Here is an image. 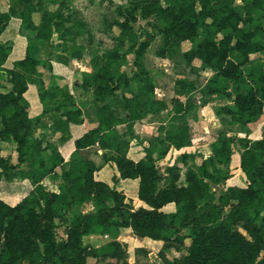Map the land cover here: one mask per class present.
Returning a JSON list of instances; mask_svg holds the SVG:
<instances>
[{
  "label": "trees",
  "instance_id": "1",
  "mask_svg": "<svg viewBox=\"0 0 264 264\" xmlns=\"http://www.w3.org/2000/svg\"><path fill=\"white\" fill-rule=\"evenodd\" d=\"M7 1L6 10L0 5V73L7 74L10 84L8 91L0 90V179H28L33 188L16 205L0 200V264H88L89 247L97 259L113 258L128 264L127 251L118 240L120 229L126 226L133 227L138 236L168 242L183 240L188 230V253L170 258V244H164L159 252L164 264H255L261 245L237 225L251 220L253 214L264 225V136L256 140L238 137L246 185L228 182L229 171L220 177L215 174L219 169L216 165H228L234 153L231 142L235 136L225 133L214 143L213 155L200 163L192 152L180 155L187 164L184 184H179L181 167L177 163L165 167L164 177L158 165L169 149H182L193 142L188 115L198 106L193 95L197 87L186 76L175 80V95L170 101L169 120L177 126L158 127L164 133L156 138L162 145L158 150L146 146L145 155L134 160L128 156L131 139L126 135L135 137L137 122L169 108L167 100L156 97V79L142 62L149 41L137 46L131 24L139 10L143 16L154 15L158 20L163 36L157 51L160 57L179 52L189 66L199 63L214 70L206 92L224 95L233 103L217 113L230 115L242 127L239 131L256 122L264 112V0H242L241 4L237 0H147L144 4L128 0L125 6L118 4L116 10L123 18L108 23L110 29H119L114 45L91 58L93 70L84 74L89 80L76 84L84 89L93 87L96 124L75 139V150L68 160L56 143L36 131L50 129L67 140L71 125L84 121L83 106L68 84L41 85L38 95L43 109L31 117L25 93L38 81L39 54L45 44L59 50L60 63L83 57L85 46L76 43L74 25L67 24L64 12L69 0ZM36 13L40 14L38 22L34 20ZM15 17L21 20L20 32L27 33H21L27 38L25 55L6 67L13 43L3 41L1 35ZM186 42L191 46L182 49ZM130 54H135L139 67L133 76L119 67ZM247 63L254 67L246 76L243 67ZM113 102L122 113L114 109ZM122 125L125 134L118 128ZM7 141L16 143V163L1 154V143ZM93 146L111 152L105 160L118 164L122 178L139 179L138 197L149 207L131 208L123 193L96 178L102 166L85 153ZM48 177L60 181L59 191L45 187ZM211 183L222 184L220 191ZM110 199L113 205L108 203ZM86 202L94 203V211L81 210ZM169 203L175 204V211L163 210ZM70 204L78 210L67 237L57 239L56 219ZM97 233L108 235L110 240L99 246L84 244V236Z\"/></svg>",
  "mask_w": 264,
  "mask_h": 264
},
{
  "label": "rangeland",
  "instance_id": "2",
  "mask_svg": "<svg viewBox=\"0 0 264 264\" xmlns=\"http://www.w3.org/2000/svg\"><path fill=\"white\" fill-rule=\"evenodd\" d=\"M146 1L147 0H138V2L142 4ZM236 2L237 4H241L242 0H237ZM127 3L128 0H69L68 7L64 12L68 18L67 24L74 25L76 43L85 46L83 57L80 60L70 59L65 66L59 65V72L55 74L52 63L54 62L56 64V62H58L59 50L55 49L51 43L42 46L39 54L42 63L38 67L40 75L38 76L37 83H34V92L37 93L41 85L48 88L57 84L60 82L61 77H64L68 81L69 88L75 94L78 104L83 106L84 120L93 121V87L89 86L87 89H84L76 84L77 82L89 80L84 74L85 72L93 70L91 58L98 52H101L104 48L112 47L114 45L113 37L119 33V29L116 26L110 29L108 23L115 18H123L118 14L116 7L118 4L125 6ZM36 18H40V14H36ZM131 25L136 32L137 46L145 40H148L150 43L144 57L142 58V62L147 67L150 74L156 79V97L167 100L169 102V108L164 109L160 113L149 115L140 123L135 124V137L131 138V136L126 135L128 139H131L128 156L130 158L135 157V159H138V155L142 153V149L146 146H155V149L157 150L162 146L156 140L157 137L164 136V133L160 131L158 127L161 124L166 127L176 125L169 120L171 115V96L175 95V80L178 77L186 76L190 78L197 87V90L193 95L198 106L188 115L193 142L191 146L182 149L170 148L165 157L159 162L158 167L160 173L166 177L167 174H165V167L177 163L181 167L179 184H184L187 164L184 160L180 159V155L183 152H192L196 156V161L200 163L203 158L208 159L213 155L214 143L217 141V138L221 133H225L227 136H235L234 142H231L234 153L232 160L228 165L218 162L219 164H217L216 167L219 169L215 174L220 177L223 172L229 171L230 178L228 182L235 185L246 184L247 176L240 167L239 149L241 146L238 137L241 135L248 136L252 140L262 138L264 136V122H261V124L255 129L245 127L242 131H239L242 127L235 120H232L230 115L217 113L220 108L233 106L232 100L224 95L211 96L206 92L209 80L214 75V70L199 63L195 64L193 67L189 66L179 52H176L167 58L160 57L157 54V51L162 47L163 36L158 31V20L154 15L146 17L143 16L139 10L137 11L136 19L132 21ZM21 33L25 32L21 30ZM220 36H222V34H220ZM54 38H56V35ZM190 46L191 42H186L182 45V49H188ZM126 48L127 46H125L123 50L125 51ZM135 58V54H130L129 57L122 59L119 62L120 70L128 76H133L139 70ZM50 60H52L50 62L52 68L48 67V62ZM253 67L254 64L252 63L244 65L243 70L246 76L252 71ZM9 88L10 84L7 81V74L1 71L0 90L8 91ZM29 94L30 91L27 95ZM206 101L208 104L203 105V102ZM113 107L116 111L120 113L123 112L117 102H113ZM118 128L120 132L125 134V126L122 125ZM42 132L47 139L53 141L58 146L71 138L70 135V137L64 141L60 133H55L50 129H37L36 131L37 134H42ZM7 148L11 152L14 151V149H16V143L7 145ZM85 153L96 164L101 165L102 167L106 166V172L103 173V177L101 175H98V177L108 180L110 186L123 193L125 195V202L128 206L134 209L143 207L140 205V202L145 201L140 198L141 201H139L137 198L134 181H124L125 178L121 177V171L118 164L115 161L105 160L106 155L110 156L111 152L101 150L96 146L86 150ZM59 183L60 181L54 180L50 177L44 180L45 187L49 190L59 191ZM211 184L215 190L220 191L222 184ZM108 203L113 205L114 200L110 199ZM147 207H149L148 204ZM166 208L167 210H170L173 207L168 206ZM94 209L95 206L93 202H86L81 206V210L84 212L93 211ZM77 210L78 207L73 204L60 210L56 219L55 235L57 239H65L67 237V229L71 225ZM237 228L248 238L261 245V250L256 255L255 264H264V225H262L261 218L253 214L251 220L239 223ZM187 232L188 230H185V238L183 240L172 239L168 242L163 239L149 237L152 238L150 241L140 242L136 239L144 237L138 236L133 227L126 226L120 229L118 239L121 240L127 251L128 264H164L159 256V252L164 244H170L167 253L170 258L182 257L184 254L188 253L191 237L186 236V234H188ZM108 240H110L108 235L99 233L86 235L83 238V242L87 246H98L101 242H106ZM91 250L92 247H89V254L87 257L88 264L120 263L113 258L97 259L92 255Z\"/></svg>",
  "mask_w": 264,
  "mask_h": 264
},
{
  "label": "crops",
  "instance_id": "3",
  "mask_svg": "<svg viewBox=\"0 0 264 264\" xmlns=\"http://www.w3.org/2000/svg\"><path fill=\"white\" fill-rule=\"evenodd\" d=\"M0 5H1V8L3 10H6L8 7V1L7 0H0ZM36 14H38V13H36ZM36 14H34V20H35V22H38L39 18L38 19L36 18ZM20 25H21V20L19 18H17V17L12 18L8 27L6 28V30L1 35V39L3 41L10 40L13 42V47H12L11 53H10L6 63H5L6 67H11L15 60L23 58L25 55L27 38H26V36L21 34ZM52 65H53V70H54L55 74H57L59 72V65L65 66L64 63H60V62H56V64L53 62ZM59 83L68 84V81L66 78L61 77ZM34 87H35V84H33V83L30 84L28 87V90L25 93V96L29 101L28 111H29V114L31 117L39 115L43 109V106H42V103L40 101L38 92L36 93L33 90ZM29 91H30V94L27 95V93ZM172 97H173V95L171 96V98ZM261 122L262 123L264 122V112H263L262 116L256 122H254L250 125L251 129L257 128L258 125L261 124ZM137 123H140V122H137ZM95 124L96 123L94 122V120L93 121L84 120L80 124H72L71 125V127H70L71 138L69 140H67L66 142H64L63 144L59 145V149H60L63 157L65 158V160H68L70 155L75 150V143H74L75 139L78 138L79 136H81L83 133H85L89 129L93 128L95 126ZM11 143H14V142H8L7 141V142L1 143V154L3 156L11 157V161L13 163H16L17 158H18V153H17L16 149H14V151L11 152L7 148V145H9ZM93 147H96V146H93ZM144 155H145V148L142 149V153H140V155H138V157H139L138 159H135V157H131V158L134 160H139ZM104 172H106V166L101 167L96 172V178L101 179L107 183H110L108 180L101 178V177H98V175H101V176L104 175L103 174ZM124 181H130V182L134 181L136 193L138 192L139 179H124ZM242 185H246V184H242ZM32 188H33V185L30 182V180H28V179L16 178L12 181L0 179V200H4L5 202H7L11 205H16L24 196H26L30 192V190ZM54 191H57V190H54ZM137 198L139 199L138 193H137ZM139 201H141V200L139 199ZM140 205H142L143 207H147V204L143 201L140 202ZM168 206H172L173 208L170 210H167L166 207H168ZM163 210L168 211V212L174 211L175 210V204L169 203L163 207ZM151 239L152 238L144 237V238H137L136 240H138L140 242H142V241L148 242ZM119 241H121V240H119ZM103 243H105V242H101V244H103ZM101 244H98V246ZM95 246H97V245H95Z\"/></svg>",
  "mask_w": 264,
  "mask_h": 264
}]
</instances>
